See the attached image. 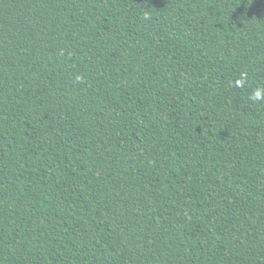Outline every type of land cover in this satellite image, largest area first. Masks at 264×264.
Masks as SVG:
<instances>
[{
  "label": "trees",
  "instance_id": "1",
  "mask_svg": "<svg viewBox=\"0 0 264 264\" xmlns=\"http://www.w3.org/2000/svg\"><path fill=\"white\" fill-rule=\"evenodd\" d=\"M258 87L264 0H0V264H264Z\"/></svg>",
  "mask_w": 264,
  "mask_h": 264
},
{
  "label": "clouds",
  "instance_id": "2",
  "mask_svg": "<svg viewBox=\"0 0 264 264\" xmlns=\"http://www.w3.org/2000/svg\"><path fill=\"white\" fill-rule=\"evenodd\" d=\"M245 79L241 78L235 81V86L243 87ZM251 99L254 101L264 102V87H258L251 93Z\"/></svg>",
  "mask_w": 264,
  "mask_h": 264
}]
</instances>
